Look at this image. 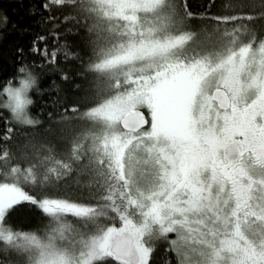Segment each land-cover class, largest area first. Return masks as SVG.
<instances>
[{"label": "snow or ice", "instance_id": "snow-or-ice-1", "mask_svg": "<svg viewBox=\"0 0 264 264\" xmlns=\"http://www.w3.org/2000/svg\"><path fill=\"white\" fill-rule=\"evenodd\" d=\"M252 3L215 16L187 0L42 4L64 10V36L83 33L87 59L68 40L40 50V36L32 66L79 59L100 84L92 106L71 108L86 131L62 115L59 156L12 150L14 131L40 121L24 112L31 75L2 87L0 264H264V0ZM25 205L50 221L43 234L13 225Z\"/></svg>", "mask_w": 264, "mask_h": 264}, {"label": "trees", "instance_id": "trees-1", "mask_svg": "<svg viewBox=\"0 0 264 264\" xmlns=\"http://www.w3.org/2000/svg\"><path fill=\"white\" fill-rule=\"evenodd\" d=\"M45 2L46 0H0V134L4 129L3 118L9 116L8 111L2 108L5 101L2 87H7L9 82L13 86L18 81L26 79V73L30 72L38 81L28 93L34 100L30 113L31 117L39 120L40 123L35 126L23 125L15 130L11 141L12 150L15 152L17 146L25 144L54 145V154L59 156L68 147L65 131L68 125L61 122L62 115L67 110L65 119L72 120L77 131H86L87 126L73 117L71 108L78 107L83 112L92 106V97L100 81L94 80L91 75L85 78L86 66L79 59L65 62L63 56H58L55 66L45 65L43 69L32 66L33 61L43 59L29 52L33 47V41H38L40 36L46 37L45 41H38L36 45L40 50L47 46L49 53L53 50L63 53L66 51L63 41L68 40L72 50L78 52L83 59H87L84 56L87 48L83 33L80 36H64V26L59 21L64 10L53 5L51 13L45 11L42 7ZM187 2L190 10L200 16H205L209 8H211L210 14L215 16L226 15L233 10L237 13L241 9L251 11L255 6L252 0H215L214 7L211 6V0H187ZM33 8L37 12L36 15L29 14ZM50 14L56 17L54 23H47ZM198 26L203 27V25ZM57 33L60 34L59 42L54 41ZM17 48L24 49L25 57L17 55ZM22 67L25 68V73L19 71ZM61 71L70 77L67 82L61 79ZM75 85H80V88L77 89ZM54 87L56 91H53ZM3 146L0 142V147ZM41 152L47 154L43 149ZM68 222L76 226L74 218H69ZM12 223L17 230L43 234L50 221L36 209L25 205L14 214Z\"/></svg>", "mask_w": 264, "mask_h": 264}, {"label": "clouds", "instance_id": "clouds-1", "mask_svg": "<svg viewBox=\"0 0 264 264\" xmlns=\"http://www.w3.org/2000/svg\"><path fill=\"white\" fill-rule=\"evenodd\" d=\"M20 69H19V71H20ZM25 72H26V70L24 72H22V73H25ZM26 75H27V77L29 75H31V77H32V85H31V87H29V89L27 90V93H26V97L25 98L27 99L28 103H26L25 106H24V112L26 114L27 119H33L31 117L30 108L34 104V100L31 98V96L28 93L37 85L38 81H37V77L35 75L31 74L30 72H27ZM10 115H11V113H10Z\"/></svg>", "mask_w": 264, "mask_h": 264}, {"label": "rangeland", "instance_id": "rangeland-1", "mask_svg": "<svg viewBox=\"0 0 264 264\" xmlns=\"http://www.w3.org/2000/svg\"><path fill=\"white\" fill-rule=\"evenodd\" d=\"M22 81V80H21ZM21 81H18L16 84L13 85V87H20L21 86ZM4 100H7V96L5 95ZM4 101V102H5ZM10 115V114H9Z\"/></svg>", "mask_w": 264, "mask_h": 264}]
</instances>
